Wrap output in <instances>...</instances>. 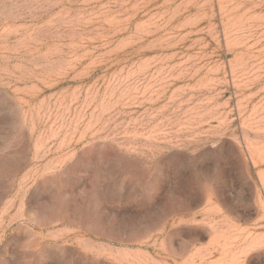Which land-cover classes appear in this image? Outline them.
<instances>
[{
	"label": "rangeland",
	"instance_id": "374dc122",
	"mask_svg": "<svg viewBox=\"0 0 264 264\" xmlns=\"http://www.w3.org/2000/svg\"><path fill=\"white\" fill-rule=\"evenodd\" d=\"M0 264H264V0H0Z\"/></svg>",
	"mask_w": 264,
	"mask_h": 264
}]
</instances>
